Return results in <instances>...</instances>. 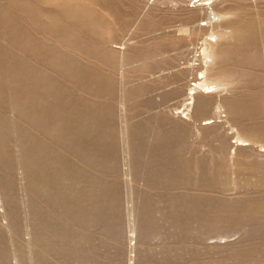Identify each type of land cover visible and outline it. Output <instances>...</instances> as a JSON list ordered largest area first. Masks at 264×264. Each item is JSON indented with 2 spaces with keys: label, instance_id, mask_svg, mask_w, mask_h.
Masks as SVG:
<instances>
[{
  "label": "rangeland",
  "instance_id": "374dc122",
  "mask_svg": "<svg viewBox=\"0 0 264 264\" xmlns=\"http://www.w3.org/2000/svg\"><path fill=\"white\" fill-rule=\"evenodd\" d=\"M127 1L128 0H126V9L131 10V5L137 6V18L136 20L134 18L135 22H130V25H124V28L117 26L116 35L114 39H112L113 42L110 40L107 43V46L117 53L120 60L117 61L114 69L108 67L106 64H100L101 69L103 67L102 72H104V74H110L109 76H111L117 84V96L113 103L115 115L113 121V131L115 133V138H117L115 139L117 142H114L117 144V146L115 145V149L118 147L120 151L118 149H114V168H107L103 164L106 160H103L102 164L97 163L99 166H96L95 164V167H91L84 164L85 167H81V159H79L81 162H78L77 164V158H79L78 156L75 155L76 157L73 158V153L71 155L70 152L63 151L65 152L63 153L64 156H68L65 158L67 164H71L70 166L74 164L76 169L77 166L78 168L81 167L79 168L80 172H86L82 173L84 176L79 174L76 177L80 180V186L78 182L79 180H76L77 182L74 181L76 186L78 185L77 187L73 185L74 183L71 186H75L81 190L83 189L82 191H84L86 195H90V190L94 189V191L98 190L99 193L100 191L102 193L99 194L98 201H101L104 205L101 203L99 205L97 201L95 202L98 204L100 210L97 208V205L93 203V200L90 198L87 199L88 197L84 198V196L81 197L83 203L78 202L77 205L79 208H77V213H79V210L82 209V214H86L85 208L87 209L89 207V210L94 208V214L87 211L89 215H86L90 216L88 218L89 224L92 223L95 226L92 224L89 225L87 223V219L85 222H81V220H76L74 217H70L68 219L65 218L63 211L60 210L64 209L61 204L54 205L55 202L47 201L46 194H39L34 190H31V182L30 180L28 181L29 176L26 175L27 172L23 167V158H20L23 157L21 129L28 126L34 137H40L42 134H40V136L36 135L39 134V132L37 131L34 133L33 131L35 130L32 131V129H34L32 126L25 121V123L21 121V117H17L20 116L17 109L7 103V106L4 105V107H7L8 110L5 108H3L4 110L0 108V110H7V115L6 112L1 113H3V115L7 118V131L9 132V129H11L10 133L13 134L12 135L7 132L5 144L7 139L10 141L9 144L5 145V147L7 152L9 149L11 150H9V153L12 152L11 154L8 153V155H11L9 156L10 163L14 166H11L13 167V170L9 168L10 166L8 169L3 168L6 172L7 170H10L8 171L9 173H3L4 170L0 169L2 171H0V179L5 174V177L3 176L1 179L2 182L3 179L7 177L4 180L7 182V179H10L8 182L12 181L11 183H13L12 185H6V182H3V184H5H2L1 186L3 190L0 187V241H3L2 243L0 242V264L4 261L5 262L3 264H264V218L262 220L263 223L261 221L254 222L251 220H242V222L240 221V224L238 223L239 221H233V213L232 215L227 216L228 218H220L222 219L221 222H217L219 218H217V220L215 218V221L213 220L212 223L210 218H208L210 222H206L205 220L207 219L198 218L195 212H186V208L184 207V202L187 199H190L191 194V198H201L202 201H205L204 203L201 202L202 206L207 205V207L211 209L221 207L222 204L227 207H234L235 205L238 206L239 203H241L240 205H242V203L246 204L248 203V199L249 201L250 199H264V183L263 185H255L256 187L254 185L251 186V184H244L245 178L253 179L255 178V175L253 173L254 176L251 178V172L249 173L247 169H244L242 167L243 164L256 162L255 164L262 166V171H264V154L260 150V145H258L259 143H264V136L247 135L248 130L251 129V124L253 125V123L250 120L242 121L241 118L238 120V117L235 119V117H233L234 115L230 114L229 111V114L226 112L227 109L226 111L224 110L225 107L222 103L223 108H220V114H218L219 117L215 118L216 122L209 127L207 132H202L201 130L204 126L201 125V123L204 122L201 120L215 115L216 108L214 107V103L217 100L220 101L222 97H237L244 89L240 86L241 83L237 84V80V82L235 80H218V88L215 89V92L211 91L209 96L208 94L205 95L206 97L208 96V101L210 99L211 100L209 102V107H207L208 109L206 108L203 114H201V112V115L199 112L196 113V110H194L195 105H193L194 103L196 104V98L199 95L203 96V92L197 88L198 79L195 78L199 76L197 73H199L202 68H205V74L208 76V73H211V71L215 70V68L217 69V60L215 56H210L205 60V62H203L201 50L206 45L205 43L208 44V47L211 45L213 48H217L219 44L224 41L233 42V39L229 37L231 34V28L228 27L229 24L225 23L222 17L224 15V11L227 7L229 9L234 8V6L235 8L245 6L248 9L260 10L264 7V0H249L244 2H238L235 0H212L213 2L210 3L212 4V7L208 4L207 0H205V2L200 0L202 3L198 0H134V3L132 2L133 0H129L128 2H132V4H128ZM209 12L212 14H209ZM243 15L240 14L234 17H248L247 15ZM142 18L155 19V24L149 27H142L139 24V21ZM206 18L208 19L206 20ZM137 23L139 25H137ZM209 32H213V36H209ZM221 33L223 35H221ZM5 36L4 30L0 28V51L3 54L11 47L9 45V39H6L7 37ZM214 39L216 40L213 41ZM14 52H16V54L20 57L24 54L20 49H14ZM128 54H133L134 57L126 60L124 56ZM23 57L26 58L25 54ZM258 71L259 72L256 73L259 76L264 75V66ZM52 74L53 77L56 79L58 78V80L63 79L57 73ZM210 79L211 78L208 77V80ZM195 85L197 87L194 90L193 88H195ZM130 89L132 91L136 90L134 91L135 93L133 92L134 95L133 93H127ZM8 92L10 93L9 90ZM86 94L87 93H83L88 100H101L99 97L95 96L93 92L91 94L88 93L89 95ZM191 96L196 98L193 99ZM105 99L106 98L103 97V100ZM212 99H214L213 102ZM1 106L3 107V105ZM8 120L11 123H8ZM262 121L264 122V118ZM175 124H178V127L182 128V133L178 142L176 141L177 143L175 142L172 147L174 150L178 151L179 156H181L180 158L187 162L191 170H189V178L186 182H183L184 185L178 183L172 184L173 188H177L172 190L171 185L170 188L168 184H166L164 187L166 189L169 187L170 189L165 190L163 186H158L159 188L156 185L153 186V184H150L148 180L144 178H147L145 175L147 174V165L149 163L148 159L151 158L152 153L158 151L154 148L159 145L158 137L160 136V133L163 131H169L173 126H175ZM209 125L210 124H207L206 126ZM18 127L20 132L18 131ZM135 127H144V129L139 128V130H143L144 133L142 141L143 149L138 153L134 150L132 141V132ZM16 131H18L20 135ZM17 134L19 136H17ZM237 135H241V138L245 137L249 141H246L248 145L246 143H238V141H236ZM18 141L21 142L20 145H18ZM139 154L141 157L138 156ZM11 159L13 160V163ZM74 159L76 161H74ZM134 162L135 164H133ZM237 162L241 166H238ZM1 164L2 163L0 162V166L2 168ZM86 166L89 167V169H86ZM100 166L102 167L101 169L104 170L103 173H105V179L104 174L100 170ZM134 166L136 169L133 168ZM92 169L100 170V172L95 170L97 172L96 174V172ZM115 169L116 171H114ZM200 169L203 171H200ZM91 170L93 175H91ZM24 171V174L27 176L25 178V175L22 174ZM201 172L205 174L207 172V174L210 173V175L213 174L219 178L217 182L208 184L211 189L209 186L207 187L205 182H201L202 187L200 186L199 179H201ZM88 173H90L91 176H96L98 173H101L100 175H102V177H100V175L98 176L99 178L97 176L91 177ZM203 173L201 175H203ZM141 174H145L143 175L144 178ZM258 174V177H262L264 179V174ZM85 175L87 177H85ZM88 175L92 179H98L100 182L101 180H104L106 183V187H104L105 190L111 186L118 188L116 189L117 192H114L115 189L111 191L108 190L112 188H108L105 192V190H103V186H98L99 184L96 185V187L94 186L93 188H89L92 186L90 184L91 178ZM116 175L117 177L119 176V179H121H116L117 183H112L113 180L111 177L117 178ZM108 176H110V179ZM133 176L134 178L132 179L131 177ZM222 176H224V178ZM115 178L113 179L115 180ZM144 182L145 184H143ZM7 186L9 187V190L6 188ZM182 186L185 187L183 188ZM5 188L7 191L4 190ZM208 188L210 190H208ZM79 189H77L78 192L81 191ZM169 190L172 192L169 193ZM4 191L8 194L3 193ZM103 193L106 195H103ZM179 193L180 197L182 196L184 200L187 196L185 201L182 200L183 198L181 199L179 197ZM34 194L37 195L36 198ZM118 195L119 200L117 201L115 197H118ZM110 197H113L115 200ZM166 198H168V200ZM11 199L14 201L12 202ZM237 199L239 201L236 202L235 200ZM242 199L245 201H242ZM9 200L12 203H10ZM109 200L114 203L117 201L115 205L116 208L114 205H110L108 203L111 207L113 206V209H111V207L106 204V202H110ZM212 200L213 203L216 202L215 205L212 203ZM145 201H147V204H150V206L144 205V208L149 210L150 213L146 210L145 212L147 213H144L143 204H146ZM85 203H91V207L90 205H84ZM211 203L213 204L212 206ZM11 204L15 205V207L11 206ZM79 204H83L85 208L83 205L79 206ZM105 204L106 207L108 206L109 210L105 207ZM7 206H9L10 209ZM37 206L39 208H37ZM180 206H183L184 210L182 207L180 208ZM38 209L39 211H37ZM102 209L107 210L108 214H106V211L104 214ZM55 212L58 213V215ZM189 215H192L191 217H194L198 222H194V218H191ZM51 216H53V218H51ZM61 217L65 220V222H63ZM146 218H149L151 221H149V224L148 221H145ZM108 219L111 222H108ZM46 220H48V222ZM184 221L185 226L182 223ZM202 221H205L206 224ZM54 222L58 224V227L56 226L57 224L54 225ZM113 222H116V225ZM187 222H189V224H187ZM110 223L115 226H111ZM174 223H182V226L181 224L176 225ZM211 223L212 225H210ZM39 224L40 226L42 224V227H40ZM108 224H110V227L113 229H109ZM254 224L255 226H253ZM61 225L64 227L63 229L66 231L65 233H63V229L59 228ZM69 227V231H74V233H69ZM101 227H103V229ZM254 227L257 228L255 229ZM107 228L111 231H108ZM42 229H44V232ZM51 229H53V231ZM38 231L40 233H38ZM56 233L57 236H55ZM51 234H54V236ZM46 235H48L49 238ZM62 235L67 236H64V239H62ZM41 237L45 239H42ZM71 237L72 239H76L72 240ZM46 238L47 240H50V247H47L48 243H46ZM67 238H70L71 242L69 239L67 240ZM76 240L79 243H77ZM40 241L44 244L40 243ZM62 242L69 243V247L71 249L67 248L68 244H63ZM45 243L47 245H45ZM58 243L61 245H58ZM74 243L75 246H71V244ZM55 245H58L59 250ZM249 250L250 252H248ZM245 251H247V253H245ZM70 253H72L73 256H71ZM41 256L44 257L43 260L39 258ZM2 259L3 261L1 262ZM247 259L250 260L247 261Z\"/></svg>",
  "mask_w": 264,
  "mask_h": 264
},
{
  "label": "bare ground",
  "instance_id": "6f19581e",
  "mask_svg": "<svg viewBox=\"0 0 264 264\" xmlns=\"http://www.w3.org/2000/svg\"><path fill=\"white\" fill-rule=\"evenodd\" d=\"M202 1L205 2V0H202ZM202 1L200 2L202 3ZM235 1L244 2V1H249V0H235ZM132 2L134 3V0ZM132 2H128V4L129 3L132 4ZM207 2L208 4H210L213 1L207 0ZM210 5L212 7V4ZM125 7H126V0H0V28L4 30L5 35H6L5 37H7L6 39H9L8 40L9 45L11 46L10 49L6 53L4 52V54L1 53L0 51V104L3 105V107L0 105L1 106L0 108L1 109L5 108L4 105H6L7 103L11 104L17 109L20 115L17 117L19 118L21 117L20 118L21 121L23 122L25 121L30 126H32L34 128L32 129V131L35 130L33 131L34 133L38 131L39 134H36V135L40 136V134H42L40 137L38 136L34 137L32 135L33 133L31 134V130L30 128H28V126L21 129L22 142H23V144L21 145H23V148H22L23 157H20V158H23V162H24L23 167L25 168L27 172L26 175L29 176L28 181L30 180L31 182L30 183L31 190H34L36 193H39V194L40 193L46 194L47 201H51L55 203L58 202L56 204L54 203V205L61 204L63 206L62 208L64 209H60L58 206L57 207L63 211V215L67 219L70 217L71 218L74 217L76 218V220H79V221L81 220V222L82 221L85 222V220L86 219L88 220V218L90 217L86 215L88 214L87 211H90L89 213L94 214L93 212L94 208H91L92 210H89L88 206H87L88 207L87 209L84 207V205H90L91 207V203L90 204L85 203L84 205L79 204V206L83 205V207L86 210V214L84 213L82 214V211H81L82 209L79 210V213H77L78 212L77 211L78 202L83 203L81 199L82 196H84V198L88 197L87 199L90 198L91 200H93V203L96 204L97 208L100 210L98 206V204L100 205L101 203V201H98L99 194H102L100 190H99L100 193L98 192V190L94 191L95 189L90 190L89 192L90 195L87 194L88 195L87 196L86 193L82 191L83 189L81 190L79 188H76L78 185L76 186L74 181L79 180L76 177L79 174L82 175V173H86L85 171L80 172L79 168H81L82 166L85 167L84 164L89 165L91 167L93 166L95 167V164L96 166H99V164L97 163L102 164L103 160L107 161V162L106 161L103 162V164L107 168H114V165H115L113 154H114L115 145L117 146V144L114 143V142H117L115 141V139L117 138H115V133L113 131V124H114L113 121H114V116H115L113 103L117 96V93H116L117 84H116V81L111 76H109L110 74H107V73L104 74V72H102L103 67L101 69L100 64H106L108 67L114 69L116 67L117 61L120 60L119 56H117V53L113 51V49H110L107 46V43L108 41L110 40L112 41V39H114L116 35L115 33H116L117 26L124 28L127 24L130 25V22H133L134 18L136 20L137 18L136 14L138 13L137 6L131 5V8H130L131 10L126 9ZM209 14H212V13L209 12ZM240 14L241 15L245 14L248 17L247 18H235L234 17ZM222 17H223L224 22L229 24L228 27L231 28V34L229 37L233 39V42L224 41L220 43L217 48H213V46H211L210 44H209L210 46L208 47L207 43H205L206 45L204 44L205 45L204 47L202 46L203 48L201 51H202V56H203V62H205V60L209 58L210 56H215L217 60V69L215 68V70L211 71V73H208V76L205 74V70H204L205 68L204 69L202 68V70L199 73H197L199 76L195 78L198 79L197 80L198 87L195 85L194 86L195 88L193 87L192 88L195 90L197 87L199 90L203 92L202 93L203 96L199 95L197 98L194 97L196 98V104L195 103L193 104L195 105L194 110H196V113L199 112L200 114L202 112L201 114H203L206 108L209 107V104H210L209 102L211 99L208 101L207 97L209 96V93H211V91L215 92V89L218 88L217 87L218 80H222V79H225L228 81L237 80L238 81L237 84L241 83L240 86L243 87L244 89L237 97H231V98L222 97L221 99L219 98L220 101L217 100L214 103V107L216 108L215 115L201 120V121H204L203 123H201L202 126L204 125L201 128V130L202 132L203 131L207 132L209 130V127H211V125L214 122H216L215 118L219 117L218 115L220 114L219 110L220 108H223L222 107V103H223V106L225 107L224 110L226 111L227 109L226 112L228 113L229 111L230 114L234 115L233 117H235V119L236 117H238L239 118L238 120H240L241 118L242 121L250 120L253 123V125L251 124L252 127L250 130H248L247 135L249 134V136H253V135H256V136L263 135L264 136V125H263L264 122L262 121L264 118V75L259 76L257 74L259 72L258 70H261L262 67L264 66V7L260 10L248 9L245 6H242V7L239 6L238 8H235L234 6V8H229V9L227 7ZM207 19L208 18H206V20ZM139 24L142 27L153 26L155 24V19L142 18L139 21ZM139 24L137 23V25ZM210 33L211 32H209V36H213L212 35L213 32L211 34ZM221 35L223 34L221 33ZM215 40L216 39H214L213 41ZM14 49L15 50L20 49L25 54L26 58L23 57L24 54H22V57H20L18 54H16V52H14ZM133 57H134L133 54H128L124 56L126 60L131 59ZM52 73H57L63 79L58 80V78L57 79L54 78ZM208 77L211 78L210 80L212 81L208 80ZM70 83L72 84V86ZM8 90L10 91V93L8 92ZM190 90L192 91L191 88ZM134 91L136 90L132 91L130 89L127 91V93L132 94ZM92 92L93 94H95V96L99 97L101 100L99 99L98 101L88 100L87 97L83 95V93L91 94ZM207 94L208 96L206 97L205 95ZM103 97L106 99L103 100ZM213 100L214 99H212V102ZM5 109H7V107ZM6 111L0 110V160H1L0 162L2 163L1 164L2 168L0 166V169L2 170H4L3 168L8 169V167L10 166L9 168L13 170L12 169L13 167L11 166H14V165L10 163V159H9L10 158L9 156L11 155H8L10 149L8 148L9 150L7 152V149L5 147V145L9 144V141H10V140L8 141L7 139L6 144H5L6 134L8 131H7V118L3 115V113ZM6 115H7V112H6ZM8 123H11V122L9 121ZM207 124H210V125L206 126ZM139 128L144 129V127H135V129L132 132L133 148L137 153L143 149L142 141H143L144 132L141 129L139 130ZM181 129L182 128L178 127V124H175V126H173L169 131L161 132L160 136L158 137L159 145H157L154 148V149H157L158 151L157 152L155 151L154 153H152L151 158L148 159L149 163L147 165V174L146 175L141 174L142 177L143 175H145V177L147 176V178H144V177L143 178L148 180V182L150 184H153V186L156 185L157 187L158 186L164 187L166 186V184H168L169 187L170 185L172 187V184H177V183L183 184V182H186V180L189 178V175H190L189 170H191L190 166L187 164V162H185L184 160L180 158L181 156H179L178 151L174 150V148L172 147L174 146L176 141L178 142L180 135L182 133ZM10 131L11 129H9L8 133H10ZM18 131L20 132V129ZM19 135L17 134V136ZM240 136L238 135L236 136V141H238V143L240 142L246 143V141L249 142L245 137H243L245 138L243 139L241 138L242 136L241 137ZM20 143L21 142H19L18 145H20ZM258 145H260L261 147L260 150L264 154V143L262 144L259 143ZM223 147H224V144H223ZM134 150L132 151L135 152ZM63 151L70 152L71 155L73 153L74 154L73 158L78 156L79 158H77L78 159L77 164L78 162H81L79 161V159H81L83 162V164L81 162V167L78 168L77 166V169H76V167H74L75 166L74 164L72 166H70L71 164L69 165V163L67 164L65 158H67L68 156L66 155L67 157H65L63 154L65 152ZM115 154H118V153H115ZM138 156L141 157L140 154ZM11 161L13 163L12 159ZM74 161L76 160L74 159ZM255 163L254 162L251 164L246 163L242 165V167L244 169H247L249 173L251 172L250 173V175L252 174L251 178H253V176L255 175V178L253 179L245 178L244 184H248V185L251 184V186L252 185L255 186L258 184L263 185L264 179L262 177H258L259 176L258 173L264 174L262 173L264 171H262V168H261L262 166H259L258 164H255ZM133 164H135V162ZM237 164L238 166H241L238 162ZM101 166H100V170L103 173L104 170L101 169L102 168ZM87 168L89 169V167L86 166V169ZM133 168H135V166ZM92 170L95 171L96 169H92ZM92 170H91V173H92ZM100 170H96V171L100 172ZM201 170L202 169H200V171ZM4 171L3 173H7L10 170H7V172L6 170ZM114 171H116V169ZM117 172H118V169H117ZM24 173L25 171L22 174ZM202 173L203 172H201V174ZM88 174L90 175V173ZM100 174L101 173H98V175L96 176L98 177ZM103 174H104V179H105V173ZM201 174H200L201 179H199L200 180L199 183L201 187H202L201 182H205L207 184V187L209 186L210 188V185L208 184H213L214 182H217L219 180V178H217L216 175H213V174L210 175V173H208L209 174L208 175L207 172L206 174L205 173H203V175ZM26 175L24 176V178L27 177ZM91 175H93V173ZM94 176H91V177H94ZM134 176L131 178L133 179ZM224 176L222 177L224 178ZM85 177L87 176L85 175ZM100 177H102V175H100ZM108 177L110 179V176ZM118 177L117 178L113 177L115 178V180L111 177V179L113 180L112 183H117L116 179L118 180L121 179V178L119 179ZM223 178L221 179L223 180ZM4 179H3V182H6ZM8 180L10 179H7V182ZM102 181L104 180H101L100 182L98 181V179L91 178L90 184L92 187H89V188H93L94 186L96 187V185L98 184H99L98 186H103V188L106 187L105 181L104 182ZM106 181L108 182L107 179ZM3 182L1 180L0 187L2 186ZM7 182H6V185L13 184L11 183L12 181H9L10 183L8 182V184ZM78 182L80 186V180ZM145 182L143 184H145ZM72 184L76 186V187L74 186L76 189L71 186ZM26 185H27V181H26ZM169 187H167V189L171 188ZM6 188H8L9 190L8 186ZM6 188L4 189L5 191H7ZM108 188H112V189H108ZM108 188L107 189L110 191L115 189L114 192L115 191L117 192L116 189H118V188L111 187V186H109ZM174 188L172 187V190H174ZM209 188L208 190L211 189ZM77 189L81 190L82 192L81 191L78 192ZM107 189L105 190L104 188L103 190H105L106 192ZM167 189L165 188V190ZM5 191L3 193H6ZM9 192L12 193L11 191ZM168 192L171 193L172 191L170 192L169 190ZM181 194H184V193H181ZM103 195H106V194L103 193ZM191 195H190V199H187V200H186V197H187L186 196L185 197L186 201H185L182 196L180 197V193H179V197L181 199L183 198L182 200L185 201L184 207L186 208L185 209L186 212H189V213L195 212L197 217L200 219L208 220V218H210V221H212L213 223V220L215 218L216 220L217 218H219L217 222L219 221L221 222L222 219L220 218H225V217L228 218L227 216L232 215L234 213L233 214L234 222L239 221L238 223H240V221L242 222V220L243 221L251 220L254 222L261 221L263 223L264 221L263 220L264 218V199L263 198H258L259 200L250 199V201L248 199L247 201L248 203L245 202L246 204L242 203V205H240L241 203H239L238 206L235 205L234 207L233 206L227 207V206H223L222 204L221 207H217L216 209H211V208H208L207 205L202 206V203L205 202L204 200L202 201L201 198L200 199L191 198L192 197ZM36 196L37 195H35V198ZM8 197H11V196H8ZM110 198L114 199L113 197H110ZM118 198H119V195L118 197L117 196L115 197L117 201L119 200ZM166 199L168 200V198ZM218 200H221V199H218ZM13 201L14 200H12V202ZM96 201L98 202V204L95 203ZM117 201H115V203L113 201L106 202V204L108 206L114 205L115 207ZM235 201L237 202L239 200L237 199ZM242 201H245V200L242 199ZM111 202L114 204H112ZM145 202L146 204H143V208H144V205H148L147 201ZM212 203H213V200H212ZM212 203H211V206L213 204L215 205L216 202L213 204ZM106 204H105V207H106ZM11 206L15 207V205H12V204ZM38 206L41 207L40 205ZM38 206L37 208H39ZM108 206L106 207L107 209H108ZM148 206H150V204ZM7 207L10 209L9 206ZM112 207L111 209H113ZM178 207H179V204H178ZM181 207L183 209V206H180V208ZM105 209L104 210L102 209L103 210L102 212H104L105 214V211H106V214H108L107 213L108 211ZM145 210L146 209L144 208V213H147L149 211V210H146L147 212H145ZM37 211H39V209ZM80 211L82 215L80 214ZM56 214L58 215V213ZM189 216L191 217L192 215H189ZM51 218H53V216H51ZM149 218H146L147 220L145 219V221H148V224H149V221L151 220V218L150 220ZM191 218H194V217H191ZM110 219H113V218H110ZM207 220L205 221L210 222L209 220L208 221ZM46 221L48 222V220ZM195 221L198 222L194 218V222ZM205 221H202V222L206 224ZM63 222H65V220H63ZM108 222H111V221L109 220ZM87 223L89 224V220ZM182 223L184 224L185 221ZM182 223H177V224L179 225L181 224L182 226ZM212 223L210 225H212ZM55 224L57 223L54 222V225ZM88 224H87V227H88ZM110 224H108L109 229L110 228L113 229L112 227H110ZM114 224H111V226L114 227L116 225ZM187 224H189V222H187ZM92 225L95 226L94 224ZM56 226L58 227V224ZM253 226H255V224ZM40 227H42V224ZM208 227H209V224H208ZM59 228L63 229L64 227H62L61 225V227ZM101 228L103 229V227ZM144 228H145V225H144ZM254 228L256 229L257 227H254ZM109 229L107 228L108 231H111ZM42 230L44 232V229ZM51 230L53 231V229ZM69 230H70V227L68 231ZM49 231H50V228H49ZM65 232L66 231H64L63 229V233ZM38 233L40 232L38 231ZM69 233H74V231L72 232L69 231ZM51 235L54 236V234H51ZM46 236L48 237V235ZM55 236H57V233ZM64 236L62 237V239H64ZM42 239H45V238H42ZM68 239L71 242L70 238H67V240ZM75 239L76 238L72 240H75ZM42 241H40V243H43ZM49 241L50 240H47L46 242L48 243V245L45 243L47 247L49 246ZM76 242L79 243L77 240ZM65 244H68L67 248H70L69 243H65ZM58 245H61V244L58 243ZM58 245H55L57 246L56 248H58ZM72 245L75 246V243L71 244V246ZM248 252H250V250ZM245 253H247V251H245ZM42 255H45V254H42ZM70 255L73 256L72 253H70ZM39 258H41L42 260L44 259V257L42 256ZM248 260L250 259H247V261ZM2 261L3 259L1 260V262Z\"/></svg>",
  "mask_w": 264,
  "mask_h": 264
}]
</instances>
